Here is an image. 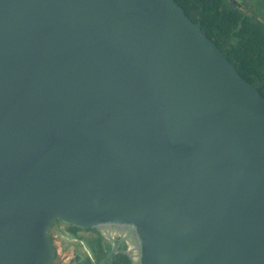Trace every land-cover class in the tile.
Returning a JSON list of instances; mask_svg holds the SVG:
<instances>
[{
    "label": "water",
    "instance_id": "water-1",
    "mask_svg": "<svg viewBox=\"0 0 264 264\" xmlns=\"http://www.w3.org/2000/svg\"><path fill=\"white\" fill-rule=\"evenodd\" d=\"M54 221L264 264V98L174 0H0V264H56Z\"/></svg>",
    "mask_w": 264,
    "mask_h": 264
},
{
    "label": "trees",
    "instance_id": "trees-1",
    "mask_svg": "<svg viewBox=\"0 0 264 264\" xmlns=\"http://www.w3.org/2000/svg\"><path fill=\"white\" fill-rule=\"evenodd\" d=\"M185 15L216 45L239 75L264 98V0H174ZM55 221L53 224H55ZM69 227L71 236L84 242L90 255L77 253L70 264H101L112 243L96 230ZM105 264H134L119 247Z\"/></svg>",
    "mask_w": 264,
    "mask_h": 264
},
{
    "label": "flooded vegetation",
    "instance_id": "flooded-vegetation-1",
    "mask_svg": "<svg viewBox=\"0 0 264 264\" xmlns=\"http://www.w3.org/2000/svg\"><path fill=\"white\" fill-rule=\"evenodd\" d=\"M55 222V221H54ZM53 222V223H54ZM51 225V228L49 230V235L53 241V245H54V248L56 250V258H55V263L56 264H63L62 261H60V256H59V251L55 245V238L53 237V233H52V230L56 227H59L60 229H65L67 231V234L72 237L74 240L80 242V243H84L80 240H78L77 238L73 237L70 235L69 233V225L61 222V221H57L55 224ZM83 230V232H80L81 235H85L87 233H90L89 232H85L84 229H81ZM88 230H92V229H88ZM98 232H100L104 238L106 240H108L110 243H112V245L114 246L115 244H119V247L123 244L126 245L127 247V250L125 251V254L128 253L127 255H129L133 260H135V257H136V248L133 246V236L130 234V232L126 231V232H119L117 231L116 229H101V230H96ZM118 247V249H119ZM113 248V247H112ZM120 251V250H119ZM121 252V251H120ZM77 253H81L79 251H77V249L74 250V254H73V257L75 256V254ZM90 255V253L88 254ZM72 257V259H73ZM67 264H70V262H68Z\"/></svg>",
    "mask_w": 264,
    "mask_h": 264
},
{
    "label": "rangeland",
    "instance_id": "rangeland-1",
    "mask_svg": "<svg viewBox=\"0 0 264 264\" xmlns=\"http://www.w3.org/2000/svg\"><path fill=\"white\" fill-rule=\"evenodd\" d=\"M52 233L55 238V245L59 251L60 261H62L63 264H67L72 260L75 249L82 254L90 253L89 247L85 243L74 240L67 234L65 229L55 227Z\"/></svg>",
    "mask_w": 264,
    "mask_h": 264
}]
</instances>
